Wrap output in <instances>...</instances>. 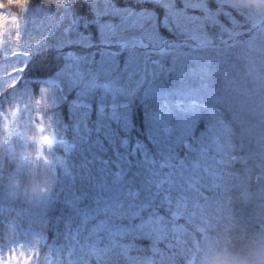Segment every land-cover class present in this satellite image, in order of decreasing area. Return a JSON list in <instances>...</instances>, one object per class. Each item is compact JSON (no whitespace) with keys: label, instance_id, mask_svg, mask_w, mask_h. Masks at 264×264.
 Returning a JSON list of instances; mask_svg holds the SVG:
<instances>
[{"label":"snow or ice","instance_id":"snow-or-ice-1","mask_svg":"<svg viewBox=\"0 0 264 264\" xmlns=\"http://www.w3.org/2000/svg\"><path fill=\"white\" fill-rule=\"evenodd\" d=\"M40 47L58 70L0 117L27 114L46 182L35 205H0V264H264V10L0 0V80Z\"/></svg>","mask_w":264,"mask_h":264},{"label":"trees","instance_id":"trees-1","mask_svg":"<svg viewBox=\"0 0 264 264\" xmlns=\"http://www.w3.org/2000/svg\"><path fill=\"white\" fill-rule=\"evenodd\" d=\"M85 12L83 7L79 9L80 15H84ZM26 64L27 67L21 74L20 80H24V84H30L27 89L31 88L35 93L39 82L32 79L55 74L60 64V54L53 47L39 49L31 55ZM20 80L13 88L8 86L3 90L0 88V93H2L0 94V112H5L10 107V105L7 106L8 103L19 102L16 95H12L11 90L21 89ZM26 101L21 100L20 102L23 104ZM4 116L7 115L4 113ZM23 118H27L26 113L23 114ZM9 131L12 132L11 136H9ZM35 134V129L30 122L25 121V127L22 129L20 121L10 124L0 117V162L4 164V171L0 178V205L5 207L33 206L41 198L40 188L45 185L46 180L40 174L43 159L36 157V145L30 140ZM45 212L53 227H62L64 222L70 219L62 200L50 204ZM11 218H15V212L11 213ZM0 245L4 246L6 255L7 244L2 230H0Z\"/></svg>","mask_w":264,"mask_h":264},{"label":"rangeland","instance_id":"rangeland-1","mask_svg":"<svg viewBox=\"0 0 264 264\" xmlns=\"http://www.w3.org/2000/svg\"><path fill=\"white\" fill-rule=\"evenodd\" d=\"M32 13H29V18H28V27L25 29L24 31V39L25 41H30L32 40L34 37L40 35L39 32H36L33 30V25H32ZM45 24L48 23L47 20L44 21ZM48 43H52L51 39L48 41ZM44 47H40V48H35L33 49L32 51V54L37 52L39 49H43ZM54 48V47H53ZM45 49H49V47L45 48ZM55 51H57L55 48H54ZM58 52V51H57ZM59 53V52H58ZM31 54V55H32ZM60 54V53H59ZM31 55L30 57L27 59V61H24L22 58H16V59H13V60H9L7 61L8 64L10 65H17V64H25L29 61V59L31 58ZM54 75V74H53ZM52 76V75H51ZM50 77V76H49ZM48 77V78H49ZM10 79H16V77H11ZM47 79V78H46ZM20 80V79H19ZM45 79L41 80L40 83H38V86H40V84L44 81ZM9 80H0V88L5 89L8 84H9ZM20 82L22 83V85L20 86L21 89L19 90H16V89H12L11 92H12V95L14 96V94L16 95V98L17 100L20 102L21 100L24 102L27 100V96L26 95H23L25 90L30 87V84H24V80H20ZM31 89V88H30ZM21 103V102H20ZM22 104V103H21ZM11 106L12 103H8L7 106ZM213 258H208L207 260L204 261V264H209L210 261H212Z\"/></svg>","mask_w":264,"mask_h":264},{"label":"clouds","instance_id":"clouds-1","mask_svg":"<svg viewBox=\"0 0 264 264\" xmlns=\"http://www.w3.org/2000/svg\"><path fill=\"white\" fill-rule=\"evenodd\" d=\"M246 2L251 3L254 9L264 10V0H246ZM44 3L45 4L54 3V0H44ZM14 106H15V103L12 104L10 107H8L5 112H0V113H5L7 116H9L10 109ZM22 108H23V105L21 104V109ZM9 119H10V116H9ZM20 125L22 129L25 127V119L23 118L20 119ZM209 264H216V261L213 259L212 261L209 262Z\"/></svg>","mask_w":264,"mask_h":264}]
</instances>
